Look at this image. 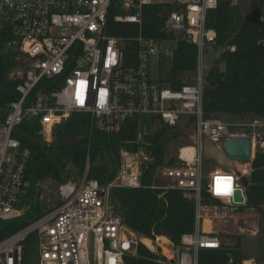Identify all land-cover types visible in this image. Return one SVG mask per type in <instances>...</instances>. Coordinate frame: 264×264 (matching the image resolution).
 <instances>
[{"label":"built area","instance_id":"obj_1","mask_svg":"<svg viewBox=\"0 0 264 264\" xmlns=\"http://www.w3.org/2000/svg\"><path fill=\"white\" fill-rule=\"evenodd\" d=\"M222 1L0 0V54L10 56L8 78L17 95L0 107V264H126L143 257L141 246L154 264H199L205 251L224 252L223 264H264V253L245 257L235 245H225L221 230L213 229L229 207H245L246 197L236 204L232 195L216 194L214 175L207 182L208 192L220 204H206L201 196L205 138L220 150L228 139L250 140V161L235 160L242 169L218 171L219 177L231 180L232 191L240 189L244 196L248 182L243 185L241 179L249 181L251 160L257 152L264 154V117H236L235 122L205 118L203 112L204 51L217 39L206 21ZM144 7L164 13L163 37L143 36ZM120 25L121 31L130 27L134 32L113 34ZM259 31L258 43L264 46V25ZM182 42L196 47L197 66L190 81L172 90L161 78L151 77L150 63L158 58L160 67H171ZM131 45L134 57L126 58ZM74 115L88 119L89 133L105 135L136 119V140L126 143L135 150L119 149L118 168L109 184L100 186L86 179V173L79 182L58 184L56 201H47V212L5 234L29 210L23 201L31 187L26 178L30 152L21 148L14 130L22 123H36L41 142L51 145L59 127ZM182 117L188 118L187 125L194 122L191 144L179 149L174 165L157 168L152 185L144 187L142 173L153 160L146 138L160 126L177 127ZM187 148L192 153L183 156ZM41 182L35 183L36 191ZM114 188L181 191L194 206L193 231L183 234L178 244L164 237L143 238L123 222L112 199ZM205 219L209 229L203 226Z\"/></svg>","mask_w":264,"mask_h":264},{"label":"trees","instance_id":"obj_2","mask_svg":"<svg viewBox=\"0 0 264 264\" xmlns=\"http://www.w3.org/2000/svg\"><path fill=\"white\" fill-rule=\"evenodd\" d=\"M251 1L262 9L264 0ZM170 9L167 7V10ZM164 20L165 15L161 9L144 7L143 36L163 37L161 29ZM206 25L215 30L217 35L215 46L224 51L207 69L204 76L202 106L205 118L220 115L264 117V46L258 43L261 36L259 30L264 22L257 25L247 22L240 6L225 0L217 9L208 13ZM124 29L131 30L129 33L134 32V28L132 30L130 27L121 31L120 25L112 33L121 36L125 33ZM132 47L131 45L130 50L129 48L126 50V58L134 57ZM229 47H234V51L226 50ZM10 65L9 54H0V107L3 109L8 102L17 99L14 83L8 78ZM196 66V47L184 42L178 43L170 70L160 76L161 81L172 90H179L185 84L182 76L186 73L193 74ZM190 125L194 126V122L190 121L187 126ZM62 126L56 135L55 143L51 145L41 142L37 135L36 123H22L14 130L13 137L18 140L22 149L30 152L26 178L31 187L23 201L29 205V210L19 220L13 222L5 234L21 229L41 216L39 192L35 190L36 182L51 180L62 184L70 180H80L86 173V179L96 180L100 186H105L116 174L119 149L125 146L129 150H135V145L126 143L136 140V119L125 121L118 132L110 135L89 133L88 119L80 115L70 117ZM177 129L160 126L153 135L146 138L151 143L147 153L153 160L142 173L141 184L144 187L152 185L157 168L164 164L170 166L175 164L176 158L167 159L166 147L178 136ZM251 169L245 188L244 208L249 212L259 213L264 218L263 153L255 154ZM201 196L206 204H220V201L208 192L206 181ZM112 199L123 222L143 238L164 237L178 244L183 234L193 231L194 206L183 197L181 191L114 188ZM262 233L264 236V227ZM139 253L142 258L128 259L126 264H154L148 260L151 254L144 247L139 248ZM225 260L224 252L205 251L200 254L199 264H223Z\"/></svg>","mask_w":264,"mask_h":264},{"label":"rangeland","instance_id":"obj_3","mask_svg":"<svg viewBox=\"0 0 264 264\" xmlns=\"http://www.w3.org/2000/svg\"><path fill=\"white\" fill-rule=\"evenodd\" d=\"M234 4H238L240 6L245 16L248 14L252 5L257 6L252 3L251 0H240ZM259 10L261 13V19H264V4L262 6V9ZM223 51L224 50L222 48H217L216 46L206 48V50L204 51V66L206 67V69H209V67L218 59L219 55ZM159 65V59L153 58L150 63V73L153 79L160 78L161 75H164L170 70L169 64H163L161 67ZM192 75L193 74L186 73L182 76V79L184 81L189 79L190 81ZM219 118H221L223 121H229L230 119H232L235 122L238 119L236 117H230L226 115H220ZM187 121L188 118L182 117L178 122L176 128H178L177 130L179 131V134L178 136L173 138L166 147L167 159H177L179 149L191 144L194 138L193 126H187ZM61 127L63 126H60L59 129H61ZM182 128L184 129L182 130ZM249 161L250 160L242 162ZM163 166L169 165L164 164ZM220 170L221 167H219L214 160H203L204 181L209 182V177L212 175H219L218 171ZM80 180H77L76 182H79ZM159 184H161V182H159ZM57 186L58 184L52 182L51 180H44L41 182V188H39L37 192H39L38 202L44 212H47L46 205L48 200L51 201V204L55 203V193ZM227 214V216L222 220H218L213 223V229L221 230V233L223 232V234H221V237L224 238L225 245H235L236 247L233 248H236L241 255L260 258L264 253V236L262 233L264 227V218L261 216V214L249 212L244 207L240 206L229 207ZM207 223L208 220L205 219L203 226H207ZM251 233L255 235L253 236V234L251 235ZM238 241L239 246H237Z\"/></svg>","mask_w":264,"mask_h":264},{"label":"water","instance_id":"obj_4","mask_svg":"<svg viewBox=\"0 0 264 264\" xmlns=\"http://www.w3.org/2000/svg\"><path fill=\"white\" fill-rule=\"evenodd\" d=\"M245 19L247 22L257 25L261 19L259 8L252 5ZM203 157L214 160L223 169L235 171V160L247 161L251 159V143L248 138H231L225 141L223 150H220L209 139L205 138L203 141ZM241 182L246 185L248 181L246 178H242ZM214 189L216 194L232 195V200L236 204H243L245 201V196L240 189L232 191L229 178L216 177Z\"/></svg>","mask_w":264,"mask_h":264},{"label":"bare ground","instance_id":"obj_5","mask_svg":"<svg viewBox=\"0 0 264 264\" xmlns=\"http://www.w3.org/2000/svg\"><path fill=\"white\" fill-rule=\"evenodd\" d=\"M192 153V149H190V148H187V149H183L182 150V154H183V156H185V155H190ZM236 167L238 168V169H242L243 167L240 165V164H236ZM220 175V174H219ZM219 175H216V177H219ZM210 228V227H209ZM209 228H207V226H205V229H209ZM145 243L146 244H149V241H145Z\"/></svg>","mask_w":264,"mask_h":264},{"label":"crops","instance_id":"obj_6","mask_svg":"<svg viewBox=\"0 0 264 264\" xmlns=\"http://www.w3.org/2000/svg\"><path fill=\"white\" fill-rule=\"evenodd\" d=\"M253 161V159L251 160V162Z\"/></svg>","mask_w":264,"mask_h":264}]
</instances>
